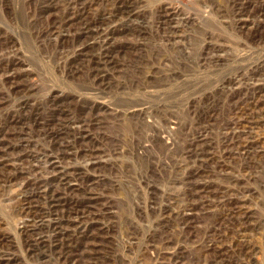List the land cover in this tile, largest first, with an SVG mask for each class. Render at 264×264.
Segmentation results:
<instances>
[{"label":"rangeland","instance_id":"rangeland-1","mask_svg":"<svg viewBox=\"0 0 264 264\" xmlns=\"http://www.w3.org/2000/svg\"><path fill=\"white\" fill-rule=\"evenodd\" d=\"M0 264H264V0H0Z\"/></svg>","mask_w":264,"mask_h":264},{"label":"bare ground","instance_id":"bare-ground-1","mask_svg":"<svg viewBox=\"0 0 264 264\" xmlns=\"http://www.w3.org/2000/svg\"><path fill=\"white\" fill-rule=\"evenodd\" d=\"M58 229V228H57Z\"/></svg>","mask_w":264,"mask_h":264}]
</instances>
